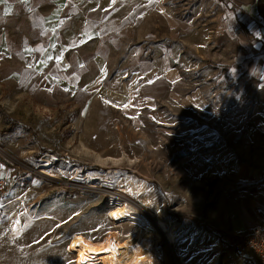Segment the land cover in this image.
Segmentation results:
<instances>
[{"label": "rangeland", "instance_id": "1", "mask_svg": "<svg viewBox=\"0 0 264 264\" xmlns=\"http://www.w3.org/2000/svg\"><path fill=\"white\" fill-rule=\"evenodd\" d=\"M78 17L31 34L39 59L0 61V264H74V236L146 244L152 264H243L231 242L264 160L251 0H80ZM167 73L179 98L144 90ZM195 95L204 116L183 103ZM126 205L148 224L116 218Z\"/></svg>", "mask_w": 264, "mask_h": 264}, {"label": "crops", "instance_id": "2", "mask_svg": "<svg viewBox=\"0 0 264 264\" xmlns=\"http://www.w3.org/2000/svg\"><path fill=\"white\" fill-rule=\"evenodd\" d=\"M79 11L80 0H0V61L12 57L19 62L29 59V54L34 53L39 59L41 49H34L29 39L31 34L36 37L41 35L39 31L49 30L46 34L52 37L57 36L56 30L74 28V23L79 21ZM256 20L263 25L258 32L264 31V0H251V28L259 27ZM71 46L73 49L74 44L71 43ZM63 55L62 51V60ZM62 69L61 65L57 66L52 74L60 76ZM260 162L259 168H251V203L248 215L241 214L248 217H244L241 230L234 235L248 231L255 224L264 223V160Z\"/></svg>", "mask_w": 264, "mask_h": 264}, {"label": "bare ground", "instance_id": "3", "mask_svg": "<svg viewBox=\"0 0 264 264\" xmlns=\"http://www.w3.org/2000/svg\"><path fill=\"white\" fill-rule=\"evenodd\" d=\"M167 21L171 22V16L167 15ZM54 76V75H53ZM167 80L161 77L159 80H154V78L148 79V83L145 85L144 90L148 91L151 88H159L162 86H174L175 91L173 95L179 98L176 94V90L180 89L181 79L177 73H167ZM110 95H113L112 93ZM112 106L116 109H123L122 106L110 101ZM183 103L190 107L191 109L199 112L201 115H206L205 113L209 111L206 102L201 98L200 95H195L194 100H183ZM248 113V108L243 105L238 111L233 113L234 119L240 120L242 115ZM213 116L224 118L225 114L221 110H213ZM210 131V128H206ZM179 133H184V130ZM114 216L121 220H134L136 223L141 225L148 224L147 220L138 215L137 213L131 212L128 206L121 207L118 211L114 212ZM160 229L162 231H167V228L163 223H160ZM168 240L170 243L174 241V235L169 234ZM70 249L76 254V261L74 264H152V253L148 246L139 245L135 246L131 242H121L118 238L114 240H107L102 242H91L82 236H74L71 243Z\"/></svg>", "mask_w": 264, "mask_h": 264}, {"label": "built area", "instance_id": "4", "mask_svg": "<svg viewBox=\"0 0 264 264\" xmlns=\"http://www.w3.org/2000/svg\"><path fill=\"white\" fill-rule=\"evenodd\" d=\"M8 191V179L0 178V197ZM231 246L236 257L247 264H264V223L255 224L248 231L235 235Z\"/></svg>", "mask_w": 264, "mask_h": 264}, {"label": "trees", "instance_id": "5", "mask_svg": "<svg viewBox=\"0 0 264 264\" xmlns=\"http://www.w3.org/2000/svg\"><path fill=\"white\" fill-rule=\"evenodd\" d=\"M223 234H220L219 236H218V238H220L221 240L223 239V236H222Z\"/></svg>", "mask_w": 264, "mask_h": 264}]
</instances>
